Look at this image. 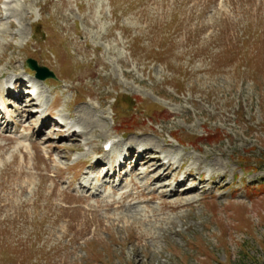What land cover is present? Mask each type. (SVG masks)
<instances>
[{"label":"rangeland","instance_id":"rangeland-1","mask_svg":"<svg viewBox=\"0 0 264 264\" xmlns=\"http://www.w3.org/2000/svg\"><path fill=\"white\" fill-rule=\"evenodd\" d=\"M6 2L0 76L34 58L57 79L26 76L39 111L10 107L0 131V264H264V0ZM72 122L83 136L60 131ZM110 139L170 152L173 168L97 183L85 162ZM188 172L182 186H206L160 198Z\"/></svg>","mask_w":264,"mask_h":264},{"label":"bare ground","instance_id":"bare-ground-1","mask_svg":"<svg viewBox=\"0 0 264 264\" xmlns=\"http://www.w3.org/2000/svg\"><path fill=\"white\" fill-rule=\"evenodd\" d=\"M21 97V96H20ZM29 103L30 104H32V101H29ZM30 104H25V105H22V111L24 112V113H26V114H29V117L31 118V113H29V108H30ZM82 121V120H81ZM71 129H73V127H71ZM72 132L70 133V135H68V138H73V137H81V134H78L77 133V131H75L74 129L73 130H71ZM43 131H41L40 133H42ZM83 134V133H82ZM83 136V135H82ZM34 141H36V140H34ZM46 141H48V140H46ZM134 141V140H133ZM136 141V140H135ZM132 143V142H131ZM43 144V140L42 139H39V142H37V143H33V146L35 147V149H39V146L40 145H42ZM107 144V142L105 143V145ZM134 144V143H133ZM132 144V145H133ZM140 144V143H139ZM135 145H136V143H135ZM147 145V144H146ZM41 148V147H40ZM148 151H145L144 152V154H140V156H139V158L136 160V162H135V164L137 165H135L136 167L134 168V174L137 176V169L139 168V165H142V163H144V164H151V163H153V160H156V162H158V167H156V169H158L159 171L160 170H164V168H167V172L169 171V169H171V163L170 162H168L167 164H165V163H163L162 161H161V159L158 157L159 155L158 154H156V156H155V153H152V155H150V156H154V157H152V159H149V157L147 156V153ZM134 149L132 148L131 149V153H130V155H128V157H127V159L128 160H131L132 159V157H133V155H134ZM157 157V158H156ZM103 158V157H102ZM160 162H162V164H160ZM97 164L99 165V164H101V161H98L97 162ZM174 172V171H173ZM176 172V171H175ZM154 174H157V171L154 173ZM169 175H170V173H164V174H162V175H160L159 177H158V181L159 180H162V179H167L168 177H169ZM108 176V174H105L104 175V177L106 178ZM192 177V175L191 174H189L185 179H184V181H188L187 179H189V178H191ZM104 178V179H105ZM152 185H154V184H152ZM164 188H162L161 189V192H160V195L162 196V197H164L165 196V194H164V192L162 191ZM143 190H145V189H143ZM193 191H195V188L192 190V191H190V192H193Z\"/></svg>","mask_w":264,"mask_h":264},{"label":"water","instance_id":"water-1","mask_svg":"<svg viewBox=\"0 0 264 264\" xmlns=\"http://www.w3.org/2000/svg\"><path fill=\"white\" fill-rule=\"evenodd\" d=\"M29 66L38 72V77L40 78L45 79L53 76L51 73H48L46 69L37 66L35 63H29Z\"/></svg>","mask_w":264,"mask_h":264}]
</instances>
